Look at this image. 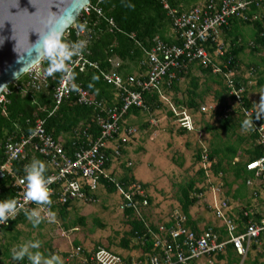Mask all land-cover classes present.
<instances>
[{"label": "trees", "instance_id": "obj_1", "mask_svg": "<svg viewBox=\"0 0 264 264\" xmlns=\"http://www.w3.org/2000/svg\"><path fill=\"white\" fill-rule=\"evenodd\" d=\"M90 1L91 3L99 4L102 8L103 17H99L96 13H93L90 17L92 24L91 27L95 31V36L90 46L91 54L89 59L97 62L103 70L119 71L124 76L148 71L146 67L148 59L145 51H150L152 49L156 37L168 43L181 44L179 41L173 40V37L169 35L172 20L167 15V10L164 8L165 5H168L171 8H177L180 11L188 12L195 6L203 4L208 5V3L212 1L215 3L219 2V0ZM244 13V18L233 17L228 19V24L223 25L220 28L218 42L212 47L211 51H223L224 56L219 58L221 69L224 72H228L238 71L240 69L239 67L242 65L241 56L245 54V51L248 49L253 61L244 65L247 69H250L249 71L251 74L258 75L259 85H264V70L261 69V64L255 60L258 56V59L262 58L260 62L264 63V12L251 8L250 11L246 10ZM106 19H113L119 30L110 28ZM93 23H96L97 25L93 26ZM246 28L253 29V31H248V33L251 32L249 35L250 37L246 33ZM132 35H134V37H132ZM74 40H76L74 33H71L69 38L65 36L59 38V43L65 45L67 51L70 53L68 58L71 56L70 47L71 42ZM68 58L63 61L64 67ZM224 62V65H227V68H224V65L222 66V63ZM42 63L48 73L50 61L46 55L44 56ZM202 71L204 74L208 75L207 78L209 80L213 83L216 82V85L218 86L216 91L212 90L211 87L210 89H208V87L204 89H207V91H214V93H216L214 101L218 102L217 109L210 114V118H213L216 125L211 124L210 121L206 122V120H204L205 129L208 132L217 131V134L218 131H223L226 138L231 136V134L237 136L234 143H230V139L228 138L229 141L226 143V146L222 143V148L219 145V149L216 148L208 153L209 160L212 164L211 169L216 175H223L231 172L235 178L234 182L241 181L239 189L243 190L245 189L244 187H246V182L255 177L253 172L247 171L246 162L255 161L264 156V150L257 144L256 139L258 136L254 133L246 132L247 126L245 125V121L240 117L242 114L239 112L238 108H234L232 105L234 98L232 96L229 97L228 95L230 90L228 89L223 75L220 73H214L211 67H209V69L202 68ZM183 75L184 74L179 75V78ZM59 76L60 70L48 75L49 86L41 91H35L30 88H22V86L28 81L27 75L24 74V76L22 75L15 82L7 86L6 89L8 92L3 91L2 94L5 95V100L0 102V160L4 157V147L6 143L9 140L18 141L21 137H27L30 135L33 130V121L37 118L45 120V128L47 132L54 137L66 154L72 155L73 152L79 150L82 146H86L88 143L97 140L102 135V130L97 125L96 121L92 122L93 118L96 117L95 115L97 112L100 111L99 109L103 106V114H105L104 109L108 110L114 107L119 108L123 104L119 96L120 91L113 85L106 83L98 70L87 68L83 72L74 70L72 73L73 82L75 86L82 87L86 90L88 94L102 106L95 108L93 106L89 107L79 104L77 98L72 95L69 98H66L54 110L55 102L53 99V88L57 84ZM190 78L192 87L185 91L187 95H183L182 99H177L175 97V100L184 101L185 103L183 104L187 106V109L192 114H196L198 111L204 114V112L200 110L201 104L198 101L200 96L202 97L204 94V90L200 95L198 92V81L191 76ZM233 81L238 85L240 84L243 86L247 85L249 82V80L242 75L236 76L235 74L233 76ZM15 83L21 85V88L18 89ZM178 84V80L171 84L165 83L163 89L167 93L170 90L178 92L180 87ZM143 97L146 106L149 108V112L133 107L128 110L122 118H120V129L118 130V133L114 135V138L116 139L113 144L117 147L120 154L119 156H116L110 148L103 150L108 157L106 165L107 169H110L113 161L119 160L123 154H126V149L131 145V140L123 143V133L125 134L131 128H134L137 132L139 130L138 127L134 126L130 121V116L143 117L145 115H153L156 111L163 108V103L160 102L157 94L149 92L145 93L144 91ZM243 100L244 105L247 108L255 110L256 116L258 113H262L260 107L254 108L255 105L249 101L246 92L244 93ZM204 105L207 104L204 103ZM228 109H232V112L226 115L225 112ZM168 114L173 116L171 112ZM236 114H239V116ZM146 125V123H143L142 127ZM238 131H242L243 135L239 134ZM186 132L189 131L184 128H180L179 130L180 135H183ZM246 137L251 141V145L248 148H243L242 145L247 141ZM202 154V150L199 149L196 156L198 162L202 160ZM245 156L246 160H243L242 158ZM236 158H241V160L236 162ZM33 160H39L44 163L45 171L43 176H46L49 173V168L43 160V155H41L39 150L34 146H29L27 148V156L23 160H17L14 163L15 173L18 175L26 174L25 166L29 165ZM124 169V174L122 177H119L118 180L114 174H110L109 177L102 176L100 179L101 188L106 189L109 193H118L117 184L127 191L132 184L140 182L133 174L132 166H124ZM204 171L205 170L203 169L199 171V179H205ZM259 177L264 180V175ZM141 185L144 189H147L145 184ZM195 185L196 182L194 180L187 182L185 187H182L179 198L181 213L187 218L186 226L191 227L194 230L197 229V224L200 222V218L192 217L191 210L198 203V200H200L198 199V195H201L204 192V188L199 189L195 187ZM0 188L2 190L0 202L15 198L16 191L12 186L11 177H7L5 180L0 181ZM239 194L240 192H236L233 197L235 196V198H238ZM226 196L229 197V191L226 193ZM228 197H225L224 195L222 200L228 201ZM94 198H97L96 195H94ZM148 201L152 203L151 198H148ZM71 208L76 209L74 203L70 202L64 206L58 207L54 212L56 211L65 221ZM209 208L212 214H214L212 208ZM123 215L130 225V230L126 232L125 237L122 239L121 246L128 249L132 242L136 241L141 249L139 258L150 257L154 252V246L152 243L154 236L146 227L144 221L136 217L133 209H126L123 212ZM238 215V222L241 226L240 231L244 228L243 224L246 225L250 222L260 223L264 217L261 213L258 214V212L254 210L246 218H244L242 211H240ZM227 217H232L229 211ZM78 220L81 224H84L85 222L84 218H79ZM44 222L45 220L41 219L39 224H34L25 214L20 216L19 219L13 221L8 227L2 229L0 234V264H29L27 256H25L23 260L13 259L12 240H16L20 235V230L17 229L19 225L27 224L35 227H42ZM171 224L166 225V228H170ZM150 227L154 232H158L160 235L166 234V232L160 233L158 226L155 224H151ZM216 232H218V229H216ZM220 232L222 235H225L224 230H220ZM167 237L171 240L169 235H167ZM263 237L264 232L261 233L257 241ZM78 245L79 243H76V247ZM253 246L256 247L255 244H253ZM132 247L135 246L133 245ZM233 251V247L228 245V262L230 264H237L239 259L236 258ZM218 258L224 259V256L220 254L218 255ZM8 260L12 262L7 263ZM124 261L130 263L131 259L127 258Z\"/></svg>", "mask_w": 264, "mask_h": 264}, {"label": "built area", "instance_id": "obj_2", "mask_svg": "<svg viewBox=\"0 0 264 264\" xmlns=\"http://www.w3.org/2000/svg\"><path fill=\"white\" fill-rule=\"evenodd\" d=\"M100 1L98 0V2ZM214 3L212 1L208 5L195 6L188 12L165 5L167 15L172 20L171 26L176 35V40L181 44H169L156 37L152 49L145 51L148 58V71L141 76H129L127 78H124L117 71L103 70L97 62L89 59L90 44L95 36L90 17L93 13L103 17V12L98 3L89 2L83 8L80 23H74L71 31L67 30L65 33L67 38L71 33H74L76 40L71 42V56L68 58L65 67L60 70L58 82L53 88L54 110L72 95L77 98L79 104L95 108L102 106L86 90L75 86L73 82V71L83 72L87 68L98 70L106 83L116 87L120 91L119 96L123 104L119 108L104 109L105 114H103V106L98 108L100 111L97 112L92 122L96 121L102 130V135L97 140L82 146L72 155L66 154L54 137L47 132L45 120L41 118L33 121V130L30 135L21 137L18 141L9 140L6 143L4 157L0 160V181L11 177L12 186L16 191L14 199L18 204H24L23 193L26 185V181H24L26 174L18 175L15 173L14 163L17 160H23L27 156V148L34 146L43 155V160L49 168V173L44 176V179L47 181L50 178L47 188L50 190L51 203L43 206L35 202L24 204V208L20 209L14 218H10L7 223H0V234L2 229L8 227L20 216L25 215V209L28 211L40 210L41 219L47 220L50 217L49 213L70 202L89 203L95 201L94 195L101 189V177H109L113 168V166L111 170L106 168L108 157L103 150L110 148L116 156L120 154L117 147L113 145L116 139L114 135L120 129V118L131 108L144 106L143 89L150 90L152 87H158L166 75L171 82L179 72L184 71L193 62H197L205 68L211 67L214 73L223 75L230 90L229 96L234 98L233 102L235 106L239 107L243 118L250 122L247 130L258 136L257 144L264 150V120L257 119L254 109L244 105L245 88L233 81L234 72H224L221 69V64L217 61L224 56L223 51L214 50L211 52L212 47L218 42L220 28L228 24V19L233 17L244 18V12L250 11L251 8L261 9L264 12V0H219L218 3ZM106 21L110 28L119 30L113 19H106ZM95 25L97 24L93 23V26ZM224 64L225 62L222 63V66ZM224 68H227V65H224ZM25 75H27L28 81L22 88L41 91L49 86L48 74L41 61L31 67ZM16 87L20 89L21 85L16 84ZM4 92H8V90L5 89ZM4 100L5 95L1 94L0 102ZM216 108L215 105H205L201 107V111L210 112L215 111ZM231 110H226V115ZM190 122V117L185 116L183 125L190 127ZM152 124H155L154 120H152ZM127 132L122 135L123 143L137 135L134 128ZM247 170H255L256 175L264 173V156L257 161L248 163ZM117 186L121 197L120 210L124 212L126 209H133L135 214L140 217L141 210L149 205L146 189L139 183L132 184L127 191L119 184ZM1 195L2 190L0 188V197ZM226 207L227 203L221 202L220 206L214 208L216 218L223 220L228 231V236L223 239L213 227L204 228L200 233L186 229L182 223L185 218L181 217L170 228H166L164 225L158 227L160 233L166 232L165 235L149 230L154 236V253L145 261L131 259L130 263H126L124 261L127 259L126 257L103 247L86 251L82 246H77L76 251L69 254L68 257L71 258L67 261L71 264H190L202 257L223 253L228 244H232L238 254L245 255L250 243L257 241L261 233L264 232V222L262 225L248 223L245 231L240 233L237 231L236 223L231 218L226 217L223 210ZM175 218H178V215Z\"/></svg>", "mask_w": 264, "mask_h": 264}, {"label": "rangeland", "instance_id": "obj_3", "mask_svg": "<svg viewBox=\"0 0 264 264\" xmlns=\"http://www.w3.org/2000/svg\"><path fill=\"white\" fill-rule=\"evenodd\" d=\"M252 59L247 49L242 56V65L238 72L245 74V78L249 76V81L255 82L258 79V75L250 74V69L245 66L248 60L253 61ZM255 60L261 64V69L264 70V63H261L258 57ZM201 86L202 89H205L208 85L203 82ZM258 91L262 92L261 90ZM204 93L206 94L202 98L203 100H198L201 104L200 106L204 105L202 102L205 101H208L210 105L218 106V102L214 101L215 99L209 101L212 96L208 95L212 91H207L206 89ZM182 95L187 94L184 91ZM176 98L181 99L180 96ZM166 111L165 107L163 110L156 111L152 115L156 119L150 115L134 118V121L131 122L138 127L139 134L137 133L136 137L131 139V145L126 149L127 153L123 154L119 160L112 162V170H114L117 180L124 174V166H132L133 174L137 180L147 186L152 206L143 208L142 215L148 224H161L169 218L173 210L179 208L182 187H185V184L190 180L198 181L200 178L199 170L203 168L201 162L196 159L199 149L202 152L210 153L217 146H221L222 143L226 145L229 141L228 138L230 143H234L237 139L235 134H231V136L226 138L223 131H218L219 135L217 131L206 132L204 120H208L211 117V113L202 114L199 111L196 113L194 128L190 129L188 134L180 135L179 124L182 125L183 123L178 124L177 119H171L166 114ZM174 114L175 116L180 115L178 111H175ZM262 116L264 117V113ZM151 119H155L158 125L152 126L149 123ZM209 121L211 124L216 125L213 118H210ZM143 123L147 125L142 127ZM238 133L243 135L242 131H238ZM246 138L247 141L242 145L243 148H248L251 145L249 138ZM242 159L246 160V156ZM238 160H241V158H238ZM207 171L203 182L197 184V186L203 187L205 190L202 199L191 210L192 217L200 218L199 225L201 227L204 225L205 227L208 226L214 218L207 204L210 203L212 205V202L218 196L216 193L218 186L222 187L225 197H228L226 193L229 191L228 199L235 207L234 212L236 215L242 210L246 212L254 210L264 216V183L259 179L252 180V186L246 184L245 189L240 190L239 184L241 181L234 182L235 178L231 172L216 175L210 168ZM235 191L240 192L238 196L242 197H233ZM96 197L92 203L79 202L74 204L76 209L71 208L69 210V215L65 221L57 212H54L44 222L42 227L27 224L19 225L17 229L20 230V235L16 240H12V250H19L22 245L28 242L39 241L40 247L30 248L31 252L35 253L38 251L44 258L57 255L63 264L67 262L66 253L72 254L76 251V243H79L85 250L105 245L120 251L122 255L128 253L140 254L141 249L136 241H133L128 249L121 246L122 239L125 237L126 232L130 230V225L120 210V195L117 192L109 193L106 189L101 188L97 192ZM79 218H84V224L78 222ZM168 220L170 219L165 222ZM133 245L136 248L132 247ZM255 245V248L251 247L245 260H241L242 264L244 262L245 264H264V237ZM70 258L68 257V259ZM220 261L219 258L213 259L214 264L224 263V261L221 263ZM8 262L12 261L8 260ZM205 262L203 261V263ZM41 264H43V261ZM224 264H229V262L225 261Z\"/></svg>", "mask_w": 264, "mask_h": 264}, {"label": "clouds", "instance_id": "obj_4", "mask_svg": "<svg viewBox=\"0 0 264 264\" xmlns=\"http://www.w3.org/2000/svg\"><path fill=\"white\" fill-rule=\"evenodd\" d=\"M89 2H91V1H89ZM259 10V9H258ZM259 11H261L262 12V10L260 9ZM83 13V9H82V11H81V13H80V15L78 16V18L76 19V21L74 22V23H79L80 22V20H81V14ZM73 23V24H74ZM73 24L68 28V30L69 31H71V29H72V26H73ZM171 29H172V26H171ZM67 31V30H66ZM66 33V32H65ZM65 33L63 34V36H65ZM175 40H176V38H175ZM164 42H166V41H164ZM43 43H44V49H45V55L47 56V58L49 59V61H50V67H49V69H48V75H51L53 72H55V71H57V70H62L63 69V61L65 60V59H67L68 58V56L70 55V53L67 51V47L65 46V45H62V44H60L59 43V34L58 33H50L47 37H45L44 39H43ZM92 43V42H91ZM166 43H168V42H166ZM169 44H173V43H169ZM90 46H91V44H90ZM212 52V51H211ZM148 59V58H147ZM43 60V59H42ZM41 60V61H42ZM67 62H68V60H67ZM218 63L220 62V59H218V61H217ZM192 65H197V66H199V67H201V68H205V67H203L201 64H198L197 62H193V63H191L190 65H188V67L184 70V71H182V72H179L177 75H176V78L175 79H173L171 82H169V80H168V75H166L164 78H163V80H162V82H161V84L158 86V87H152L150 90L149 89H143L144 91H145V93L147 92H149V93H159V94H162V93H167L166 91H164V89H163V85L165 84V83H169V84H171V83H174V81H176V80H178V82H179V80H182V79H185V75H186V73L189 71V68H190V66H192ZM146 67H147V70H148V64H147V62H146ZM240 68V67H239ZM205 69H209V68H205ZM119 72V71H118ZM147 72V71H146ZM234 72V74L237 76V75H242L244 78H245V74H240L238 71H233ZM145 72H142V73H134V74H132V75H128V76H124L122 73H120L119 72V74H121L124 78H127V77H129V76H135V77H138V76H141L142 74H144ZM181 74H184L182 77H180L179 78V75H181ZM251 74V73H250ZM24 75V74H23ZM249 78V76H247L246 77V79H248ZM245 88V87H244ZM141 90V89H140ZM144 91H142V97H143V95H144ZM245 92H246V89H245ZM244 92V93H245ZM229 95V94H228ZM230 97V96H229ZM143 100H144V97H143ZM207 105H210V104H207ZM232 105H233V107L234 108H238V110H239V112H240V109H239V107H237V106H235V103L233 102L232 103ZM258 105L260 106V108H261V112H264V94H262V95H260V101H259V103H258ZM202 106H205V105H202ZM201 106V107H202ZM217 107V106H216ZM136 108H139V109H141L142 111H146V112H149V108L146 106V104H145V102H144V106L143 107H136ZM217 109V108H216ZM200 110H201V108H200ZM167 111L168 112H171L173 115H174V120H176L177 119V121H178V124L179 123H183V121L185 120V116H189L190 117V120H191V122H190V127H187V126H184L183 124L181 125V124H179V126H180V128H184V129H187V130H190V129H193L194 128V125H193V121H192V118H191V116H190V114H188L189 113V110L187 109V111H188V113H185L183 110H181L180 109V112L182 113L181 115H179V116H175V111H178L179 112V110H175V106H169L168 107V109H167ZM255 111V110H254ZM203 112V111H202ZM231 112H232V110H231ZM204 113H209V112H204ZM210 113L212 114L213 113V111H210ZM261 114V115H260ZM262 114L263 113H258L257 114V119H263L264 120V117L262 116ZM236 115H238L239 116V114H236ZM240 117L245 121V125L246 126H250V122L249 121H246L244 118H243V116L242 115H240ZM152 120H154L155 121V124H152ZM151 122H149L152 126H157L158 124H157V122H156V120L155 119H151L150 120ZM179 128V129H180ZM246 132L247 133H249V131L248 130H246ZM138 133V132H137ZM251 133V132H250ZM246 134V133H245ZM134 137H136V136H134ZM134 137H132V138H134ZM131 138V139H132ZM130 139V140H131ZM256 141H257V139H256ZM208 153L209 152H203V154H202V160L201 161H199V162H201V164L203 165V168H201V169H203V170H205L204 171V174H205V178H206V173L208 172L207 171V169L208 168H210L211 169V162H210V160H209V156H208ZM261 158V157H260ZM259 158V159H260ZM237 159L238 158H236L235 159V161L236 162H238L237 161ZM259 159H257V160H259ZM257 160H255V161H257ZM250 162H253V161H249V162H246L247 164L248 163H250ZM213 163V162H212ZM247 164H246V169H247ZM200 169V170H201ZM199 170V171H200ZM44 171H45V165H44V163L42 162V161H39V160H33L29 165H26L25 166V173H26V176H25V178H24V181H26V185H25V190H24V193H23V200H24V204H27V203H29V202H35L36 204H38V205H41V206H43V205H48V204H50L51 203V200H50V190L47 188V184L50 182V178H49V180H45L44 179V176H43V173H44ZM247 171H249V170H247ZM249 172H253V174H254V178H252V179H249L247 182H246V184L248 185V186H252L253 185V181L252 180H256V179H259L261 182H264V180L262 179V178H260L259 176H261V175H264V173H261L260 175H256V171L254 170V171H249ZM221 174V173H220ZM207 175H209V174H207ZM210 176V175H209ZM24 181H21L22 183H24ZM199 182H203V180H202V178L201 179H198V181L196 182V185H195V187H197V188H199V189H202V188H200L199 186H197V184L199 183ZM140 184H143L142 182H139ZM100 190V189H99ZM98 190V191H99ZM146 191H147V189H146ZM205 191V190H204ZM214 192H215V190H213ZM237 191V190H236ZM235 191V192H236ZM147 193H148V191H147ZM204 193V192H203ZM203 193L201 194V195H198V199H200V200H198V203L201 201V199H202V195H203ZM216 193L218 194V196L216 197V199L214 200V202H212V205L210 204V203H208L207 205L209 206V207H211L212 208V210H213V216H214V220L215 221H217V222H219L220 223V226L219 225H216L215 223H209L208 224V226H206L205 227V225L204 226H200V227H197V229L196 230H194L193 228H191V227H187L186 226V221H187V218L181 213V206H180V202H179V208L177 209V208H175L174 210H173V212H172V214L169 216V218H167V219H170V220H168L167 222H165V221H163V223H161V224H155V225H157L158 227L160 226V225H164V226H166V225H169V224H171L172 222V224L170 225V226H172L173 224H175L176 222H177V220L179 219V218H181V217H184L185 218V220L182 222L183 223V226L186 228V229H188V230H193L194 232H198V233H200L201 231H202V229H204V228H208V227H213L214 228V230L216 231V229H218V232H216V233H218L219 235H220V238H225L226 236H228V231H227V228H226V226H225V223L223 222V220H221V219H217L216 218V214H215V212H214V208H215V206H220V203L221 202H226L227 203V207L226 208H224L223 210H224V213H225V215H226V213H227V216H228V211L231 213V215H232V217H231V219L234 221V223H236V225H237V231L238 232H244L245 231V226L248 224H246V225H244L243 224V227L244 228H242L243 230L242 231H240V223L238 222L239 221V215H236V213L234 212V210H235V207L231 204V202H230V200H228V201H225V200H222V197L225 195V193L222 191V187L221 186H218V188H217V191H216ZM119 194V193H118ZM220 195H222V197H220ZM242 197V196H241ZM148 198H150L149 196H148ZM149 202V201H148ZM24 204H18V202L15 200V199H10V200H4V201H2V202H0V223H7V221L10 219V218H14L15 217V215L18 213V211L20 210V209H22V208H24ZM75 204V203H74ZM152 206V203H150L149 202V205L147 206V207H145V208H149V207H151ZM210 209V208H209ZM143 210V209H142ZM142 210H141V216L139 217V216H137L136 214V217H138L140 220H142V221H144V223L146 224V227L150 230H152V228L150 227V225L151 224H148V222L144 219V217H143V215H142ZM253 211V210H252ZM56 212V211H55ZM242 212H243V216H244V218H246L247 216H249L250 215V213H251V211H249V212H246L245 210H242ZM25 213H26V215H27V217H28V219L29 220H31L34 224H39V222H40V220H41V216H40V210H36V209H33V210H31V211H28L27 209H25ZM53 213H54V210L51 212V213H49V215H50V217L53 215ZM135 213V212H134ZM176 215H178V218H175V216ZM226 216V217H227ZM49 217V218H50ZM175 218V219H174ZM47 220H45V222H46ZM263 222H264V217L262 218V220H261V222L260 223H256V224H258V225H262L263 224ZM251 223V222H250ZM254 224H255V222H254ZM148 225V226H147ZM211 225H215V226H211ZM220 230H224V232H225V235H222V233L220 232ZM153 244H154V240H153V242H152ZM259 243V241H253V242H251L250 243V245H249V248H248V250H247V252H246V254L244 255H240V254H238V252L235 250V248L233 247V245L232 244H228V245H231L232 247H233V250H234V254H235V256H236V258L237 259H239V261H238V263L237 264H242L241 263V260L242 261H244L245 260V258H246V256L249 254V252H250V249H251V247H253V248H255L254 246H253V244H258ZM228 245H227V248H226V250L223 252V253H218V254H212V255H209V256H206V257H202V258H207L211 263L210 264H212V262H213V259L215 260L216 258L218 259V255H220V254H222L223 256H224V259H226V255H227V252H228ZM79 246H81V245H79ZM40 247V242L39 241H36V242H28V243H25L24 245H22L20 248H19V250H16V249H13V252H12V256H13V259L14 260H23L24 259V257L25 256H27L28 257V260L30 261V264H41V262L43 261V264H63V262H62V260L60 259V257L59 256H57V255H52L50 258H44L43 256H42V254L40 253V252H35V253H33V252H31L30 251V248H39ZM97 247H103L104 249H106V250H108V251H112V252H114V253H116V254H118V255H120V256H122V257H126V258H130V259H141V260H143V261H145L148 257H140L139 258V256H140V254H131V253H128V254H125V255H122V254H120V251H116V250H114L113 248H111V247H109V246H96V247H94V248H97ZM87 251V250H86ZM154 253V252H153ZM67 254V256H66V258L68 259V256H69V254L68 253H66ZM151 255H153V254H151ZM150 255V256H151ZM202 258H200V259H202ZM66 259V260H67ZM200 259H198V260H200ZM224 259H220V260H224ZM195 261H197V260H195ZM226 261H228V260H226ZM225 262V261H224ZM64 264H71V262H69V261H67V262H64ZM233 264V263H232ZM244 264H245V262H244Z\"/></svg>", "mask_w": 264, "mask_h": 264}, {"label": "water", "instance_id": "obj_5", "mask_svg": "<svg viewBox=\"0 0 264 264\" xmlns=\"http://www.w3.org/2000/svg\"><path fill=\"white\" fill-rule=\"evenodd\" d=\"M90 0H0V95L45 56L43 39L59 38Z\"/></svg>", "mask_w": 264, "mask_h": 264}, {"label": "crops", "instance_id": "obj_6", "mask_svg": "<svg viewBox=\"0 0 264 264\" xmlns=\"http://www.w3.org/2000/svg\"><path fill=\"white\" fill-rule=\"evenodd\" d=\"M246 30V33L248 34V36L251 34V32L250 33H248V31H253V29H251V28H246L245 29ZM169 35L171 36V37H173V40H175V38H176V35H175V33L173 32V30L171 29V31H170V33H169ZM250 37V36H249ZM243 56V55H242ZM241 56V57H242ZM259 56H261V55H259ZM258 57V56H257ZM262 59V58H261ZM261 59L259 58V61H261ZM249 62H251V61H249L248 60V62L246 63V64H248ZM190 76L192 77V78H194L195 80H197L198 81V85H199V94L201 95V92L204 90V89H202V86H201V84L203 83V82H206L207 83V87H208V89H210V87L212 88V90H214V91H216V89H217V85H216V82H212L211 80H209L207 77H204V76H208V75H206V74H204L203 73V71H202V68L201 67H199V66H197V65H192V66H190V68H189V71L186 73V75H185V79H182V80H179V91L178 92H175L174 90H170L168 93H162V94H159V93H155V94H157L158 95V98H159V100H160V102H162L163 103V108L165 107V109H168V107L169 106H175V110H179V113H180V115L182 114L181 112H180V109L181 110H183L185 113H188V111H187V106L186 105H184L183 103H185L184 101H176L175 100V97H181V99H182V97H183V95H182V92H184V91H186L187 89H189V88H191L192 87V84L190 83V81H191V78H190ZM203 77V78H202ZM245 87V89H246V93H247V97H248V99H249V101L250 102H252L254 105H255V107L254 108H256V107H260L259 105H258V103H259V101H260V95H262V94H264V85H259V80L257 79L255 82H253V81H249L248 83H247V85H245L244 86ZM261 90L262 92H259L258 90ZM201 90V91H200ZM211 91V90H210ZM214 91H212V93H210V95H208V96H212L211 97V99L209 100V101H212L213 99H214V97H215V95H216V93H214ZM173 92V93H172ZM172 93V94H171ZM205 94L206 93H204L203 95H202V97L200 96V98L198 99V100H203L202 98L205 96ZM172 96H173V98H172ZM228 101H229V98H228ZM202 103H206V104H209L208 103V101H205V102H202ZM229 103H230V101H229ZM163 108H162V110H163ZM169 112L168 111H166V114L171 118V119H173L174 120V115L173 116H170L169 114H168ZM262 113H264V112H262ZM188 114H190V116H191V118H192V121H193V125H195L196 124V114H192V113H190V111H189V113ZM150 116H152V115H150ZM152 117H154V118H156L155 116H152ZM134 118L136 119V118H138V116H130V121H134ZM210 119V118H209ZM209 119L208 120H206V121H209ZM189 131V130H188ZM205 131L206 132H208L206 129H205ZM185 134H188V132H186V133H184V135ZM251 142V141H250ZM226 146V145H225ZM224 146V147H225ZM219 147L220 146H217L216 148L217 149H219ZM221 149V148H220ZM113 165H111V167H112ZM111 167H110V170H111ZM111 174H114V176L116 177V175H115V172H114V170H111ZM236 193V192H235ZM235 193H233V195H235ZM238 197H241V196H238ZM260 212H258V214H259ZM210 223H215L216 225H219L220 226V223L219 222H217V221H215L214 219H212L211 220V222ZM197 227H200V225H199V223L197 224ZM234 252V251H233ZM226 260H228V252H227V255H226V259H224V260H221L220 261V263L221 262H223V261H226ZM203 261H206L205 263H203ZM211 262L207 259V258H202V259H200V260H197V261H193V262H191L190 264H210ZM225 263V262H224ZM224 263H221V264H224ZM212 264H214L213 262H212ZM230 264V263H229Z\"/></svg>", "mask_w": 264, "mask_h": 264}]
</instances>
